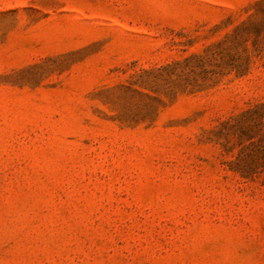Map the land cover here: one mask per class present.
<instances>
[{"label":"rangeland","instance_id":"obj_1","mask_svg":"<svg viewBox=\"0 0 264 264\" xmlns=\"http://www.w3.org/2000/svg\"><path fill=\"white\" fill-rule=\"evenodd\" d=\"M0 264H264V0H0Z\"/></svg>","mask_w":264,"mask_h":264}]
</instances>
